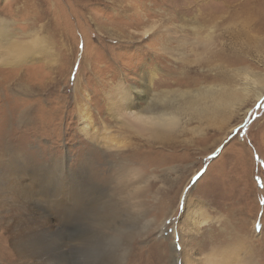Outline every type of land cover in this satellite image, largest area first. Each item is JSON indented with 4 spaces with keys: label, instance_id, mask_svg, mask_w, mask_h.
I'll use <instances>...</instances> for the list:
<instances>
[{
    "label": "rangeland",
    "instance_id": "1",
    "mask_svg": "<svg viewBox=\"0 0 264 264\" xmlns=\"http://www.w3.org/2000/svg\"><path fill=\"white\" fill-rule=\"evenodd\" d=\"M25 1L34 4V8L26 12L27 19L42 16L40 23L44 24L42 29L47 36L49 54L46 61L25 72L32 84H46L43 104L46 122L35 131L32 129L37 133L32 137H23L22 133L12 130L15 127L10 125V116L15 107V112H19V100L26 96L16 94L13 101L15 98L8 94L6 85L0 83V150L11 141L16 147L24 145L31 154L39 150L44 161L53 152L66 157L69 164L76 162V169L86 165L80 170L82 177L78 181L85 190L92 169H99L98 175L93 173L98 177V185L110 186L104 178L109 170L113 174L115 166L127 165L129 160H138L145 173L144 179L149 180L148 192L141 199L142 207L131 212L137 216V210H142L138 218L129 220L128 227L132 230L127 246L95 228L94 233L91 231L90 248L71 250L69 264H100L104 261V253L109 251L120 257L122 264H175V261L176 264H209L216 258L211 250L222 247H238L235 257L241 264H246L248 257L253 264H264V91L256 100L250 97L253 90L240 110L208 126H200L195 116L182 119L181 128L172 133L171 147L165 150L158 149L157 145L152 149L142 148L135 157L110 155L106 158L105 154L110 151L102 153L94 144L87 145L80 131L84 122L77 116L78 108L86 104L91 113L90 125L100 128L103 118L115 134V122L104 107L105 103H110L109 99L105 100V93L113 92L123 78L128 82L137 81L141 70L148 73L157 70V76H165L162 83L157 79L153 82V92L163 89L196 91L217 85L218 82H210L211 79L201 82L198 78L204 72L212 77L216 70L208 71L202 66L204 61L209 67V54L200 43L194 44L189 24L197 21L213 25L209 23V15L221 9L223 12L213 21H217L216 30L228 28L241 32L235 53L241 59L235 64L225 62L221 66L241 68L249 65L251 72L264 77V54L254 50L251 43V40H264V0H202L210 3L204 8L205 12L202 9L203 13L199 14L198 7L190 11L186 21L176 12L195 5L196 0ZM10 2L0 0V16L14 18L9 11ZM231 4L234 7L229 9ZM15 20L17 23L13 27L16 32H22V18ZM154 22L156 28L149 39L143 38V27ZM166 31L170 32L168 37ZM245 35L249 41L243 39ZM180 36L187 37L190 43H180ZM154 37L159 44L149 42ZM244 47L249 50L245 56L241 51ZM211 59L217 62L216 58ZM190 69L198 73H191L194 76L189 79L197 78L200 83L193 84L184 78V73L190 77ZM4 77L7 73L0 75V79ZM263 86L264 82L258 83L255 91ZM77 91H81L84 101L77 99ZM27 105L25 103L24 107ZM85 129L89 130L90 126ZM201 172L203 174L198 176ZM115 200L124 205L120 194ZM3 215L7 216L0 210V264H18L14 245L18 236L15 218ZM72 224L76 229H86L85 223L79 227L77 222ZM76 233L77 230H72V235ZM121 246L126 247L124 257L119 254Z\"/></svg>",
    "mask_w": 264,
    "mask_h": 264
},
{
    "label": "bare ground",
    "instance_id": "2",
    "mask_svg": "<svg viewBox=\"0 0 264 264\" xmlns=\"http://www.w3.org/2000/svg\"><path fill=\"white\" fill-rule=\"evenodd\" d=\"M201 1L196 0L195 5L181 8L176 14L180 13L179 18L183 21H186L187 15L192 13L190 11L198 7L199 14H202L205 12L204 8L210 3ZM232 6L234 7L231 4L229 9ZM31 7L34 8V4L25 0H11L9 11L12 15L9 14L14 18L0 16V75L7 73V77L1 78L0 83L6 85L7 92L12 97L15 98L16 94L26 96V98L21 96L23 100H19V112H15L17 109L15 107L14 114L10 116V125L12 127L13 124L15 127L12 130L22 133L23 137L37 135L32 129L35 131L40 128L42 122H46L45 118L43 120L46 84L42 82L32 84L25 73L26 70L32 69L31 66L45 62L47 54H49L47 36L42 29L44 24L40 23L43 17L32 15L33 18L27 19L29 15H26V12ZM202 9H204L203 12ZM222 12L221 9L218 12L210 13L209 23H213V25L199 24L197 21L189 24L193 31L194 44L200 43L201 47L209 54V67L204 61L202 66L207 67L208 71L216 70L212 77L204 72L199 74L201 77L198 78H201V82L211 79L210 82H218L217 85L204 86L196 91L163 89L153 92L151 88L153 82L157 79L162 83L161 79L165 77L157 76V70L150 73L141 70L138 80L135 82H128L123 78L121 83H117L113 92L105 91V100L109 99L110 103H105L104 107L115 122V134L111 133L110 126L103 118L99 124L100 128L90 125L92 122L89 118L91 113L86 104L78 108V119L84 122L80 131L87 145L94 144L99 150L101 149L102 153L110 151L105 154L106 158L110 155L115 158H124L125 155L135 157L138 151H142V148L152 149L155 145L158 149L165 150V148L171 147L172 133L177 128H181L182 119L195 116L199 125L204 127L218 122L216 120L220 117L240 110L247 96L253 90L250 97L258 100L264 91V86L256 91L255 88L258 83L264 82V77L251 72L249 65L241 68H233L229 65L221 66L225 62L235 64L238 62L237 60L241 59L235 56V53L238 52L237 45L241 38V32L228 28L216 30L217 21L215 23L213 21L218 19ZM18 17L22 18V32H16V28L13 27L16 22L15 18ZM155 28V22L145 25L141 32L143 38L149 39V35ZM166 32L168 37L170 32ZM180 32L182 33L181 29ZM244 37L246 38H243L244 40L249 41L246 35ZM186 38L180 36L179 42L187 43L188 38ZM154 40L157 39L154 37L149 42H157ZM251 43L254 50L264 54V40H251ZM178 46L180 45L178 44ZM164 48L166 47L164 46ZM241 51L244 52V56L249 53L245 47L241 48ZM211 58H216L217 62L213 63L214 59ZM262 58L264 59V55ZM191 73L197 74L198 71L190 69V77L189 74L184 73V78L189 79L194 76ZM189 80L193 84L200 83L197 78ZM80 93L81 91L79 93L77 91L76 96H79L77 99L84 101V96ZM32 95L35 97L27 98ZM15 100L16 98L13 99V101ZM25 103L28 105L24 107ZM17 114L18 116H16ZM202 119H204L203 122H201ZM87 125L90 126L89 130L85 129ZM37 151L31 154L24 145L21 148L16 147L11 141L4 144V150H0L2 159L0 164V210L5 211L7 216L3 215L4 217L15 218L14 228L18 236L14 245L18 264H69L68 254L71 250L90 248L91 231L94 233L95 228L103 230V233L107 232L110 238L116 237L122 245L127 246V239L131 237L132 230L128 227L129 220L133 217L138 218V213L142 210H137L135 213L137 216L132 215L131 212L142 207L141 199L148 192L149 187V180L144 179L145 173L143 167L140 168L139 161L129 160L127 165L124 163L115 166L113 174L109 170L108 175L104 178L110 182V186L98 185L96 175L99 174V169L96 171L92 169V176L90 175L89 182H86L88 189L85 190V186L79 184L78 181L82 177L80 170L86 165L81 168L78 166L76 169V162L69 164L66 157L52 154L53 152L51 155L48 154L49 158H45L44 161L41 158L43 157L41 152ZM40 158L43 161H40ZM134 159L132 158V160ZM123 162L121 160V163ZM93 173L98 174L94 175ZM119 194L123 198V206L115 200ZM73 222H77L78 227L85 223L86 232L76 229ZM72 230H77V233L72 235ZM211 251V255L214 254L216 258H213L209 264H241V261L235 257L238 247L231 249L222 247ZM119 254L124 257L126 247L121 246ZM103 256L104 261L100 264H122V259L115 257L111 251L104 253ZM246 264H253L251 258L246 259Z\"/></svg>",
    "mask_w": 264,
    "mask_h": 264
},
{
    "label": "snow or ice",
    "instance_id": "3",
    "mask_svg": "<svg viewBox=\"0 0 264 264\" xmlns=\"http://www.w3.org/2000/svg\"><path fill=\"white\" fill-rule=\"evenodd\" d=\"M83 47V45L81 44V48ZM78 70V65H77V67L74 69V73H75V71H77ZM73 78H74V75H73ZM220 150H222V149H220ZM220 150H218V151H220ZM214 155H215V153H214ZM203 173L201 172V173H198V176L199 175H202ZM262 203H264V201H262Z\"/></svg>",
    "mask_w": 264,
    "mask_h": 264
}]
</instances>
